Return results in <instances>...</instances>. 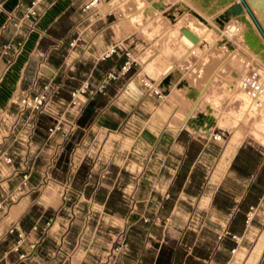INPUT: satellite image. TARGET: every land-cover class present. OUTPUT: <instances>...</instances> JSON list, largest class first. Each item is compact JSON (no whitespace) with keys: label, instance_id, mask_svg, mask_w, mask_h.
Returning a JSON list of instances; mask_svg holds the SVG:
<instances>
[{"label":"crops","instance_id":"1","mask_svg":"<svg viewBox=\"0 0 264 264\" xmlns=\"http://www.w3.org/2000/svg\"><path fill=\"white\" fill-rule=\"evenodd\" d=\"M33 1L0 0V153L6 151L14 159L9 165L0 156V264H96L122 231L131 249L119 264H159L163 250L174 241L169 225L182 224L196 205L217 207L219 191L229 194L232 201L226 210L236 220L264 165V152L251 176L237 174L233 165L240 150L255 147L246 135L244 141L228 143L217 129L215 115L223 99L216 94L219 89L198 105L207 88L205 77L203 93L186 76L172 74L176 81L170 79L159 67L167 64L173 71L179 65L175 55L161 52L165 45L160 37L149 40L143 33L149 29H136L133 20L123 27L116 24L123 14L111 0H99L89 12L83 8L91 0H48L39 7L35 22L16 26ZM67 19L73 22L61 24V34L53 35L58 22ZM113 45H119L117 54L103 59ZM153 48L158 50L148 57ZM126 52L136 61L132 71L110 81L105 95L82 99L80 128L68 140H48V115L36 117L37 128L28 140L29 124L20 118L23 96L38 93L47 82L59 84L51 110H61L70 122L78 116L70 107L71 93L86 83L95 91L108 73L119 74L129 60ZM152 61L162 65L158 62L150 74L146 67ZM146 77L168 93L167 99L160 102L148 95L142 85ZM174 89L195 102L182 117L180 106L171 100ZM249 117L241 124L248 126ZM216 133L223 135V142L213 140ZM103 135L109 153H83L91 137L97 145ZM71 143L79 149L64 164L77 160L78 169L73 173L64 167L59 175L58 162ZM28 150L35 158L31 170H24L22 156ZM25 175L29 177L24 185ZM50 219L53 223L44 231ZM14 225L27 234L18 252L17 234L8 233ZM194 248L176 246L169 264H186ZM182 251L185 257L179 259ZM258 264H264V253Z\"/></svg>","mask_w":264,"mask_h":264},{"label":"rangeland","instance_id":"2","mask_svg":"<svg viewBox=\"0 0 264 264\" xmlns=\"http://www.w3.org/2000/svg\"><path fill=\"white\" fill-rule=\"evenodd\" d=\"M155 2H161L164 9L147 14L146 7H151ZM110 3L113 8L123 14L116 24L123 27L127 25V22L132 23L133 20L134 25L138 26L136 29H149L143 32L149 40L160 37V42L165 45V48H160L161 52L165 50L167 54L175 55V61L179 65L174 67L173 71L171 66L165 67V72L170 79L176 81L175 75L186 76L191 84L196 85L203 93L206 86L205 80H203L205 77L207 88L198 105L206 104V98L212 99L216 90L219 89L216 94L222 96L223 99L219 102L220 111L217 110L219 113L215 115V125H217V129L225 133L226 141L235 143L236 140H233V136L241 130L242 134L248 136L247 141L255 149L264 152V63H256L253 54L243 42L242 32L245 29V22L233 15H229L228 21L222 19L229 7L240 3V0H231L226 6L217 2L205 5L202 0H111ZM246 3L264 31V0H246ZM244 11L263 39L245 7ZM72 20L61 21V24L68 25L73 22ZM179 22L180 24L183 22L182 26L184 22L185 24L194 22L207 27L203 41L191 52L187 53L181 45L175 42L171 43L166 37L170 29H181L182 26L179 25ZM231 23H235L239 30L234 36L229 34ZM59 33L61 34V30ZM157 36L159 37L157 38ZM156 50L158 49H150L148 57H152ZM152 63L157 62L152 61L146 67L150 74L154 71L148 70ZM249 73L252 74L249 75ZM39 85L40 82L37 86ZM221 86L222 88H220ZM176 93L185 96L184 91L174 89L172 95H176ZM165 94L167 96L168 93L165 92ZM213 105L215 106V103ZM62 115L61 110L56 111L53 116L48 115V123H55ZM184 115L185 110L183 111L180 106L178 117ZM249 115L251 117L246 122L248 126L241 124V121ZM40 116L46 117L45 114ZM107 140L108 137L103 135L102 140H99L103 141L102 144L94 145V137H91V141L83 147V153L86 155L109 153L105 148ZM78 149L76 143L70 144L67 152L62 156L63 159L58 162L59 175L64 167H69L68 164L65 166V160L75 154ZM75 161L74 172L77 171L79 163L77 160ZM57 180L61 182L63 179L58 176ZM217 194L224 202L232 201L226 196L229 194L224 191H219ZM207 195L209 196L210 192ZM246 206L249 210L245 219L250 217L249 224L246 221L233 220L228 214L230 211L228 212L225 208L209 207L206 204L196 205L187 211L189 218L184 219L182 224L173 222L169 225L168 229L174 236L173 242L179 247L189 248L191 244L193 248L207 251L209 254L207 264H258L264 253V191L261 196L251 195L246 200ZM233 211L236 212L237 209L234 208ZM233 230L237 231L233 233ZM227 232L238 236L239 239L234 240L232 236L227 235ZM229 246L231 249L227 248ZM222 251L227 253L228 258L225 261H217L216 257Z\"/></svg>","mask_w":264,"mask_h":264},{"label":"built area","instance_id":"3","mask_svg":"<svg viewBox=\"0 0 264 264\" xmlns=\"http://www.w3.org/2000/svg\"><path fill=\"white\" fill-rule=\"evenodd\" d=\"M48 0H34L32 2V5L27 9L23 19L16 24V26L21 27L25 21H34L39 18V7L45 4ZM99 4V0H91L85 7L83 8L84 12H89L93 8L97 7ZM31 29H33V24L30 26ZM71 47L75 46V42H72ZM9 49L8 46L4 48V51ZM119 50V45H113L103 56V59H107L115 54H117ZM126 56L129 58V60L124 64V66L121 68V72L119 74L115 72L108 73L107 77L103 81V83L99 86V88L95 91H91L89 84L86 83L82 85L80 88L74 90L71 93V100H70V107L72 109H75L78 111V116L74 119H72L70 122H67L66 116L63 113L62 117L57 119L55 123H52L48 126V140L51 141L55 137H60L63 141H66L70 138L72 133H74L76 130L80 128L78 119L81 114V102L82 99L88 95L94 96L97 94L105 95V91L107 88V85L110 81L117 80L121 76H125L129 74L132 69L134 63L136 61L132 58L131 54L129 52H126ZM39 74V73H38ZM142 85L147 90L148 95L150 97H155L158 101H164L166 99L165 91L160 89L155 83L149 79V78H143L142 79ZM61 86L57 83H54L53 81L47 82L43 85L41 91H39L36 94H29L22 97L20 101V118H23V124L27 125L29 124V128L27 129V136L28 140L32 139L35 130L37 128V116H40L42 114L53 116L54 113H52L51 110V102L56 98L57 95L60 93ZM20 121V120H19ZM18 121V123H19ZM213 140L216 142H223L224 137L221 133H216L213 136ZM22 142H25L22 140ZM0 156H3L5 159V162L9 165L13 164V157L9 155L8 152H1ZM34 152L31 150H28V152H25L24 156H22V164L21 167L24 170H31L32 164L34 162ZM74 157H76V153L73 154ZM76 166V161H70L69 163V169L71 172H74ZM73 167V168H72ZM28 175L24 176V185L26 184V181L28 180ZM23 187H19V190L21 191ZM165 199H170V194L165 195ZM145 224L151 223L150 219H144L143 220ZM251 221L250 217L246 219V223L249 224ZM53 223V219H50L46 223V228L44 231L51 226ZM155 225H158V222H154ZM34 231L38 230V227H34ZM8 233L10 235L17 234V242L15 246V251H19L20 247L23 245V243L27 239V234L23 231H21L18 227V225L12 226ZM228 236H232L234 240H238L239 237L236 235H232V233L227 232ZM36 244L31 245V249H35ZM59 252L61 253L62 250L60 249ZM130 253V245L127 240V233L125 231L119 232L116 236V238L113 240L112 245L110 248L105 252L104 256L99 259L96 264H119L123 258H125ZM21 258H26L25 255H21ZM206 264L208 260L204 261Z\"/></svg>","mask_w":264,"mask_h":264},{"label":"bare ground","instance_id":"4","mask_svg":"<svg viewBox=\"0 0 264 264\" xmlns=\"http://www.w3.org/2000/svg\"><path fill=\"white\" fill-rule=\"evenodd\" d=\"M202 2L205 5H209V4L213 3V2H217L220 5L226 6L227 4H229L231 2V0H202ZM163 9H164V7H163V4L161 2L160 3L159 2H155V3H153V5L151 7L147 6L145 10L147 11V14H152V13H154L156 11H159V10L162 11ZM229 15H233L236 18H239V19H241L242 21L245 22V24H244L245 25V29L242 32L243 42H244L245 46L248 48V50L251 51V53L253 54V55L252 54L251 55L256 59V61H257L256 63H258V62L264 63V41L260 37V35L258 34V32L255 29L253 23L247 18L246 13L244 11V6H242L241 3L235 4V5H231L229 7V9L227 10V13H225V15L222 16V19H224L225 21H228ZM180 22H179V25L182 26L183 22L181 24H180ZM229 28H230V30H229L230 36L236 35L237 32L239 31L237 26L235 25V23H231ZM206 29H207V27L204 26L203 24H196L194 22H193V24H191V23H186L185 24V22H184V24L181 27V29H172V30L170 29L167 32V36L166 37L169 38V41L171 43L175 42L176 44L181 45L188 53V52L193 51L196 48V46H198L203 41V36H204V33H205ZM184 30H189L193 35H195L197 37V42L196 43H192L191 47H187L186 45H184L181 42V39L183 38V31ZM155 56H157V55H155ZM158 62L157 63H152V65L148 67V70H151V69L152 70H156L157 66H158ZM160 62H162V61H160ZM160 62H159V65H162V64H160ZM166 65L167 64H165L164 66L159 67V69H161L163 67L165 68ZM171 100H172L173 104L181 106L183 111L185 109L187 110L186 107L189 104L195 103L192 100L188 99L186 96H181L179 93L178 94L176 93V95H172L171 96ZM213 109H215V108H213ZM181 115H183V114H181ZM244 137H245V134H242V131L239 130V131H237L234 134V138L233 139L236 140V141H242L244 139Z\"/></svg>","mask_w":264,"mask_h":264},{"label":"trees","instance_id":"5","mask_svg":"<svg viewBox=\"0 0 264 264\" xmlns=\"http://www.w3.org/2000/svg\"><path fill=\"white\" fill-rule=\"evenodd\" d=\"M60 26H61V22L58 23L55 30H53L51 33L56 36L60 35L59 33ZM261 159H262V155L259 150H256L255 148H252V147H247L245 149L243 148L240 150L239 154L237 155L233 168L236 170L239 176L249 177L258 168ZM263 191H264V165L261 167L258 173L256 182L252 187L251 195L257 194L258 196H261ZM215 205L219 208L227 209L231 205V202L229 201L224 202L219 197L215 199ZM248 210H249L248 206L246 205L243 206V208L241 209L242 212L237 215L236 221L245 222L246 221L245 218H246V214ZM236 231L237 230H233L232 232L234 233ZM176 246H177L176 243L173 242L171 243V245L165 247L159 264H169L170 263V260L173 257V254L175 252L174 250ZM180 249L184 250L183 247H180ZM229 249H231L230 246H229ZM184 255H185V251L184 253L182 251L177 254V257L179 259L180 257L184 258L185 257ZM194 256L201 258V261H197L196 259H194ZM227 258L228 257L223 251L218 253L216 257L217 261H225L227 260ZM205 259L207 260L209 259V254L202 249L194 248L193 256L186 258V264H204L203 260Z\"/></svg>","mask_w":264,"mask_h":264},{"label":"water","instance_id":"6","mask_svg":"<svg viewBox=\"0 0 264 264\" xmlns=\"http://www.w3.org/2000/svg\"><path fill=\"white\" fill-rule=\"evenodd\" d=\"M240 3L242 4V6L245 7L246 12L251 17V19L254 21L258 31L261 33V35H262V37L264 39V31H263L261 25L258 23L256 18L254 17L251 8L247 5L246 0H240ZM181 42L184 45H186L187 47H191L192 43H196L197 42V37L195 35H193L189 30H184L183 31V38L181 39ZM251 74L252 73H249V75H251Z\"/></svg>","mask_w":264,"mask_h":264}]
</instances>
